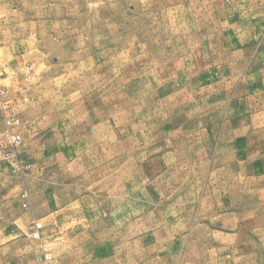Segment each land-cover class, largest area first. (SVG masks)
<instances>
[{"label":"rangeland","instance_id":"1","mask_svg":"<svg viewBox=\"0 0 264 264\" xmlns=\"http://www.w3.org/2000/svg\"><path fill=\"white\" fill-rule=\"evenodd\" d=\"M0 71L32 264H264V0H0Z\"/></svg>","mask_w":264,"mask_h":264},{"label":"crops","instance_id":"2","mask_svg":"<svg viewBox=\"0 0 264 264\" xmlns=\"http://www.w3.org/2000/svg\"><path fill=\"white\" fill-rule=\"evenodd\" d=\"M3 83L8 87L6 77L3 78ZM5 128V122L0 111V149L2 147V132ZM258 143L254 146H257ZM12 165L13 160L11 159L3 158L0 161V231H2V234L10 231L13 225L23 224L26 227L28 226L25 216H28V214L24 213V215L22 213L20 210L22 201L18 195L13 193L12 186L17 177L11 173ZM24 221L25 223H22ZM24 242L26 243L22 246L21 244ZM28 243L29 240L13 237L8 240L0 239V264H32L33 256L30 251L27 249L22 250V247H29Z\"/></svg>","mask_w":264,"mask_h":264},{"label":"built area","instance_id":"3","mask_svg":"<svg viewBox=\"0 0 264 264\" xmlns=\"http://www.w3.org/2000/svg\"><path fill=\"white\" fill-rule=\"evenodd\" d=\"M27 77H31L29 69L27 70ZM3 78V73L0 71V111L6 126L2 132L0 161L3 158L13 160L17 155V148L22 142L21 134L15 129V125L21 122V118L17 112L11 111L12 106L17 107V104L11 96L9 88L3 83Z\"/></svg>","mask_w":264,"mask_h":264}]
</instances>
